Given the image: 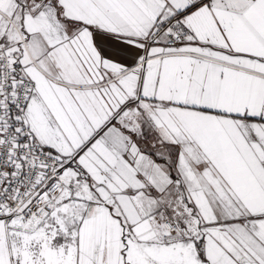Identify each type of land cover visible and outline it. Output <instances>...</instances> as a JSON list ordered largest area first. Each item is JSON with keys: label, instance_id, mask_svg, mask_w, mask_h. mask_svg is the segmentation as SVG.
<instances>
[{"label": "snow or ice", "instance_id": "obj_1", "mask_svg": "<svg viewBox=\"0 0 264 264\" xmlns=\"http://www.w3.org/2000/svg\"><path fill=\"white\" fill-rule=\"evenodd\" d=\"M0 264H264V0H0Z\"/></svg>", "mask_w": 264, "mask_h": 264}]
</instances>
